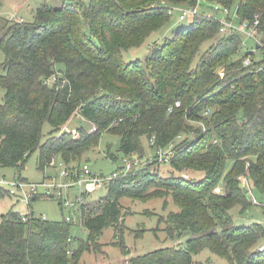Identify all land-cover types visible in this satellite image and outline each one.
Masks as SVG:
<instances>
[{
    "label": "trees",
    "instance_id": "obj_1",
    "mask_svg": "<svg viewBox=\"0 0 264 264\" xmlns=\"http://www.w3.org/2000/svg\"><path fill=\"white\" fill-rule=\"evenodd\" d=\"M179 5L199 8L190 27L152 47L145 60L126 63L124 51L165 27ZM215 6L237 10L240 20L258 14L264 24V0H66L60 8L41 4L32 22L0 18V168H13L22 178L37 151L41 171L58 157L80 165L107 132L120 137L124 157L143 156L144 140L153 155L170 145L176 152L167 177L153 162L111 181L107 197L84 211L87 240L73 238V225L64 219L33 213L23 222L11 209L0 217V264H81L84 253L101 251L104 229L120 231L124 197L172 198L178 211L161 218L166 233L192 235L184 247L152 251L127 264H197L195 257L206 250L228 264H264V227L236 226L231 213L240 206L245 214L253 205L241 176L250 191L264 194V74L244 66L242 35L220 33ZM54 76L55 84H47ZM77 113L96 129L79 127L75 137L67 128ZM47 123L52 132L43 142ZM185 172L204 177L177 176ZM7 196L0 186V199ZM41 200L48 199L33 202Z\"/></svg>",
    "mask_w": 264,
    "mask_h": 264
},
{
    "label": "rangeland",
    "instance_id": "obj_2",
    "mask_svg": "<svg viewBox=\"0 0 264 264\" xmlns=\"http://www.w3.org/2000/svg\"><path fill=\"white\" fill-rule=\"evenodd\" d=\"M66 0H0V18L10 19L16 17L23 19L26 22H32L34 19L35 10L44 3H48L53 8H60ZM185 5L173 6L170 21L159 32L152 35L142 46L124 51L123 58L126 63H131L136 60H145L149 55L152 47L163 43L165 38H171L173 34L179 30L189 28L193 22L192 17L184 20H179L180 10L186 8ZM208 15H213L212 9H208ZM209 42L205 43L202 51L208 48ZM5 60L4 54L0 49V64ZM5 97V91L0 86V102L2 103ZM83 127L87 130L94 131L96 127L84 121L81 117H75L71 120L67 130L71 131L75 136H78V128ZM52 127L50 124H45L43 129V142L50 138ZM146 152L143 156L134 154L142 160V168L154 161V153H149L148 142L143 141ZM116 155L117 160H113L112 156ZM39 152H35L28 160L25 170L21 177L33 182L41 183L47 177H53L59 172V164L61 159H55V167L50 166L45 171L38 169ZM124 154L120 152V137L111 133H104L100 139L99 145L85 154L82 164H88L95 173L101 172L104 176H110L116 173L118 169L124 166ZM158 164V163H156ZM155 164V165H156ZM123 169V168H122ZM121 169V170H122ZM155 169L159 174L167 177L172 170L168 165H158ZM188 176L190 179H202L203 173L185 172L177 174V176ZM15 177H20L13 168H0V181L13 180ZM187 177V179H189ZM224 184H220L217 190L224 191ZM42 191V189H40ZM109 191V185L105 186L95 193L88 196L87 210L97 206L104 200ZM254 199L258 200L259 205L253 204L248 212L242 213L241 207L237 206L232 210L233 222L236 226H250L258 223L264 226V194L257 190L253 191ZM124 217L119 224V230L113 227H108L103 230L100 236L99 243L102 245L100 252H86L83 254L81 264H127V262L136 256L145 255L149 252L164 248H173L181 245L185 246L188 239L191 238L190 233H184L176 238H170L165 231L166 224L161 222V218H166L171 212H177L178 207L174 204L172 198H153L147 201L135 200L129 197L121 199ZM35 216H46L49 221H62L67 215L62 211L57 200H41L32 204ZM12 207L19 213H26L28 206L24 203H17L13 198L7 196L0 199V217L7 214ZM164 220V219H163ZM73 238L87 240L88 232L84 230L78 220V225L73 227ZM118 234V235H117ZM120 236V241L125 242V249L129 250L124 253L120 242L116 238ZM259 245H264V237L260 240ZM197 264H228L226 260L204 251L195 257Z\"/></svg>",
    "mask_w": 264,
    "mask_h": 264
},
{
    "label": "built area",
    "instance_id": "obj_3",
    "mask_svg": "<svg viewBox=\"0 0 264 264\" xmlns=\"http://www.w3.org/2000/svg\"><path fill=\"white\" fill-rule=\"evenodd\" d=\"M171 10V9H170ZM214 11L220 15L222 35L240 34L242 35V46L247 56L244 59V66L251 69L255 74H264V24L262 23L260 15H255L252 20H240L237 10L232 14L228 8L215 6ZM172 13V11H170ZM200 14L198 7L184 8L180 10L179 18L184 20L190 16ZM9 21L24 22L23 19H18L15 16L10 17ZM225 72L221 71L220 75L224 77ZM57 81V76L47 80V84L52 85ZM181 103L176 102L174 107H180ZM174 107L169 109V112L174 110ZM77 117H81L79 113ZM210 115V111H206L205 117ZM194 126L202 128L206 132L205 124L202 121L192 122ZM77 137V136H75ZM155 145L154 137L150 140V146ZM176 152L173 148H160L154 155V161L160 165H168L175 157ZM124 166L121 171H117L110 176H104L101 172L95 173L91 170L88 164L71 165L68 166L61 161L59 164V172L53 177H47L41 183H33L26 179L15 177L13 180L0 181V186L5 187L8 196L13 198L18 203H24L28 206V211L21 214L23 222H28L33 216V209L31 204L37 197H42L48 200H57L63 212L67 215L64 220L73 226L83 225L84 211L87 210L88 196L95 193L97 190L110 185V182L126 175L135 169L142 168V160L136 156L124 157ZM249 167V164H247ZM55 166V161L51 164ZM185 178H187L185 176ZM42 189V191L40 190ZM47 217L44 215L43 219ZM260 250H264L261 247Z\"/></svg>",
    "mask_w": 264,
    "mask_h": 264
},
{
    "label": "crops",
    "instance_id": "obj_4",
    "mask_svg": "<svg viewBox=\"0 0 264 264\" xmlns=\"http://www.w3.org/2000/svg\"><path fill=\"white\" fill-rule=\"evenodd\" d=\"M170 148H173V145H170ZM170 164H171V162H170ZM170 164H168V167L171 169ZM54 167H55V166H54ZM247 168H248V165H247ZM183 177H184V176H183ZM187 177H188V176H187ZM184 178H185V177H184ZM188 178H189V177H188ZM23 179H24V178H23ZM186 179H187V178H186ZM189 179H190V178H189ZM240 179H241V181H242V183H243V188H244V187H247V188H248L246 177H245V176H241ZM224 186H225L224 191L220 192V191L216 190L217 193L223 194V193L225 192V189H226V185H225V184H224ZM247 194L251 197L253 204H255V205H259V204L257 203L258 200L254 199V194H253L252 191L249 190V188H248V193H247ZM17 203H18V202H17ZM31 208L33 209L32 205H31ZM12 209H14V207H12ZM14 211H16V210H14ZM20 214H23V213H20ZM262 226H263V225H262ZM73 227H74V226H73ZM82 227H83V225H82ZM263 227H264V226H263ZM261 247H264V245H261V246L259 245V249H260Z\"/></svg>",
    "mask_w": 264,
    "mask_h": 264
},
{
    "label": "water",
    "instance_id": "obj_5",
    "mask_svg": "<svg viewBox=\"0 0 264 264\" xmlns=\"http://www.w3.org/2000/svg\"><path fill=\"white\" fill-rule=\"evenodd\" d=\"M243 190H244L245 194L248 193V188L247 187H244Z\"/></svg>",
    "mask_w": 264,
    "mask_h": 264
}]
</instances>
